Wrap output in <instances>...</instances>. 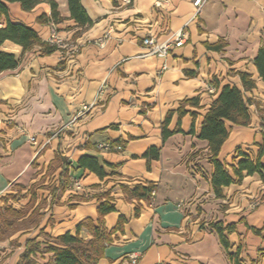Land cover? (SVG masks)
<instances>
[{
    "label": "crops",
    "instance_id": "1",
    "mask_svg": "<svg viewBox=\"0 0 264 264\" xmlns=\"http://www.w3.org/2000/svg\"><path fill=\"white\" fill-rule=\"evenodd\" d=\"M49 1L28 10L5 1L8 20L30 27L39 41L27 48L0 43L16 62L0 71V208L25 212L0 238L1 264H47L57 236L74 235L86 219L97 225L99 218L110 230L119 217L122 227L96 264H131L130 253L138 254L137 264H233L228 253L236 250L240 264H263L264 231L249 227L264 223V178L243 172L217 197L207 141L198 135L220 88L241 87L245 71L255 81L245 93L249 122H226L218 158L232 175L231 165L245 155L254 160L260 146L264 151V81L253 64L264 47V0H206L197 14L193 0H81L85 23L70 16L67 0H52L60 17L54 22ZM180 31L184 43L164 57L141 43ZM188 98L197 104H185L179 116ZM82 104L91 108L79 116ZM147 182L153 198H130L122 189ZM105 194L114 210L99 216ZM216 221L235 226L226 233L227 250L210 227ZM78 234L92 238L85 226Z\"/></svg>",
    "mask_w": 264,
    "mask_h": 264
},
{
    "label": "trees",
    "instance_id": "2",
    "mask_svg": "<svg viewBox=\"0 0 264 264\" xmlns=\"http://www.w3.org/2000/svg\"><path fill=\"white\" fill-rule=\"evenodd\" d=\"M6 2L17 1L21 4L24 10L31 9L40 0H0V18L4 17L6 20L5 25L0 27V43L4 39H10L17 42L27 48L32 43L38 42L39 38L36 33L27 26L19 23H11L8 16V6ZM51 6L50 19L54 22L59 20V14L56 10V3L52 0L49 1ZM68 9L70 11V16L75 19L78 23H85L89 21V18L81 5V0H67ZM43 15L39 16L41 19ZM45 51H51L55 48L53 45H45ZM16 64L12 55L0 52V71L12 67ZM253 64L256 67L259 77L264 81V47H260L253 59ZM241 87L236 85H223L217 97L211 102L209 108L203 115L201 128L198 137L205 139L207 141L208 147V159L212 164V174L210 183L212 189L217 197L221 196V188L227 186L235 180H240L243 176V172L247 175L252 173H258L260 177L264 178V151L263 147L260 146L254 160H251L248 156H244L239 159L235 165H231L232 175L225 168L223 162L218 158L220 147L224 140L228 136V128L226 127V122L231 124L247 125L249 122V98L246 96V92L255 87V81L251 74L248 72H239ZM217 86V83L214 81ZM185 104H197L195 98H188L183 100L177 112L179 116L186 113L184 110ZM193 117H195V112H190ZM170 115L167 114L163 124L162 132L163 136L169 135L171 132L167 131L166 122ZM191 131V130H190ZM152 149H148L144 156L151 155ZM153 156H157L155 151ZM81 161V159H80ZM96 172L101 174V171L95 166H93ZM65 174V173H64ZM234 176V177H233ZM154 184L147 182L145 185L139 183L133 188H128L122 186V189L127 193L130 198L134 199H147L151 190L154 189ZM104 199H99V204L97 207L98 215L102 216L110 211L114 210V205L109 201L107 194H105ZM37 208L34 209V211ZM24 211L13 209L10 206H5L0 208V238L4 237L10 231H14L17 228V219L24 215ZM36 213V212H35ZM137 214V209L135 210ZM100 219L98 218V224H91L90 219H86L79 224H77L76 232L74 235L70 233H64L62 235L54 238L56 245H49L47 247L48 251L53 253L52 260L47 264H96V261L103 255V251L106 243L111 240V234L117 230L121 229L122 223L124 221L123 217H119L117 224L114 228L107 230L100 224ZM87 227L92 238L84 240L79 237V230L82 227ZM210 227L216 231L218 238L222 246L227 250L229 243L226 237V233H230L235 230L233 223L223 226L221 221L211 222ZM252 232L260 235L264 231V223L261 228L249 227ZM33 240H27V243H31ZM34 251L35 248H30ZM230 260L233 264H240L238 258V250L234 253H228ZM262 258L264 264V248L262 249ZM28 264H32L29 261Z\"/></svg>",
    "mask_w": 264,
    "mask_h": 264
},
{
    "label": "built area",
    "instance_id": "3",
    "mask_svg": "<svg viewBox=\"0 0 264 264\" xmlns=\"http://www.w3.org/2000/svg\"><path fill=\"white\" fill-rule=\"evenodd\" d=\"M127 3L130 2V0H125ZM206 0H193V6L195 8L194 13L197 14L201 6ZM162 0H158L157 3L161 4ZM107 38V35H104L101 38L97 39V42L99 44H102L104 40ZM142 45L147 48V53L155 54L159 57H164L169 54L170 50L172 47H177L180 46L184 43V36L182 32H176L173 34L172 38L167 39L163 42H157L152 36H144L141 41ZM105 86L103 85L102 88ZM103 90L100 89L99 94H101ZM91 108V104H82L80 111L78 112V115H84L86 114ZM0 127H1V119H0ZM30 141L34 142V137L30 136L29 138ZM100 147L104 149H109V150H121L122 145L121 144H110V143H103L100 145ZM75 188H80V184L75 181L74 182ZM155 195V189L151 190L150 192V197L153 198ZM129 262L131 264H137L138 262V254L136 253H130L128 255Z\"/></svg>",
    "mask_w": 264,
    "mask_h": 264
},
{
    "label": "rangeland",
    "instance_id": "4",
    "mask_svg": "<svg viewBox=\"0 0 264 264\" xmlns=\"http://www.w3.org/2000/svg\"><path fill=\"white\" fill-rule=\"evenodd\" d=\"M3 259H4V258H2V260L0 261V264L2 263Z\"/></svg>",
    "mask_w": 264,
    "mask_h": 264
}]
</instances>
